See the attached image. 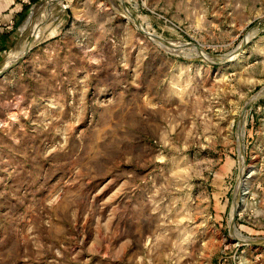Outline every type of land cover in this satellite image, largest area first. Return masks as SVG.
Returning <instances> with one entry per match:
<instances>
[{"label":"rangeland","instance_id":"obj_1","mask_svg":"<svg viewBox=\"0 0 264 264\" xmlns=\"http://www.w3.org/2000/svg\"><path fill=\"white\" fill-rule=\"evenodd\" d=\"M19 2L0 264H264V0Z\"/></svg>","mask_w":264,"mask_h":264},{"label":"crops","instance_id":"obj_2","mask_svg":"<svg viewBox=\"0 0 264 264\" xmlns=\"http://www.w3.org/2000/svg\"><path fill=\"white\" fill-rule=\"evenodd\" d=\"M20 0H0V40L8 42L14 32L12 25L20 15L22 5Z\"/></svg>","mask_w":264,"mask_h":264},{"label":"bare ground","instance_id":"obj_3","mask_svg":"<svg viewBox=\"0 0 264 264\" xmlns=\"http://www.w3.org/2000/svg\"><path fill=\"white\" fill-rule=\"evenodd\" d=\"M49 5V3H47ZM46 3L43 5L38 6L36 9H34L33 11H31L28 16L26 17V20L24 21V23L21 26V30L24 32L29 26L30 27H35V25L39 22V18L42 16L40 12H42L41 10L45 9ZM50 8V7H49ZM49 11V10H48ZM40 14V15H39ZM43 14V13H42ZM37 27V26H36ZM42 30V29H41ZM39 31V30H38ZM37 36V35H36ZM35 36V37H36ZM28 47V44L25 42H23V45L20 47V50L17 48H15L14 50H12L9 54V56L7 58H11L13 59V57L15 56V54H21L22 52H24ZM18 51V52H17ZM2 54V53H1ZM17 54V55H18ZM240 237H243L241 234H239ZM247 241V239H245Z\"/></svg>","mask_w":264,"mask_h":264},{"label":"water","instance_id":"obj_4","mask_svg":"<svg viewBox=\"0 0 264 264\" xmlns=\"http://www.w3.org/2000/svg\"><path fill=\"white\" fill-rule=\"evenodd\" d=\"M28 48H29V46L27 47V49L25 50V52L28 50ZM197 49H199L200 50V48H198L197 47ZM24 52V53H25ZM23 53V54H24ZM23 54L22 55H20L14 62H12L11 64H9V65H7V66H5V67H2L1 69H0V76H2L8 69H10L18 60H19V58H21L22 56H23ZM264 96V93H261V94H255L254 96H252L250 99H248V101L244 104V106H243V108H242V110H241V114H240V117H239V122H241V120H242V118H243V112H244V110H245V108H246V106L248 105V103H250L251 101H253V100H255V99H257V98H259V97H263ZM240 241V240H239ZM261 241H264V239L263 240H261ZM242 242H245V243H252V242H254V241H251V240H247V241H242Z\"/></svg>","mask_w":264,"mask_h":264},{"label":"trees","instance_id":"obj_5","mask_svg":"<svg viewBox=\"0 0 264 264\" xmlns=\"http://www.w3.org/2000/svg\"><path fill=\"white\" fill-rule=\"evenodd\" d=\"M23 10H22V12L20 13V15L19 16H21L22 17V15H24V12H25V10H26V5H23V8H22ZM5 40H3L2 38H1V40H0V47H3V45L5 44Z\"/></svg>","mask_w":264,"mask_h":264},{"label":"built area","instance_id":"obj_6","mask_svg":"<svg viewBox=\"0 0 264 264\" xmlns=\"http://www.w3.org/2000/svg\"><path fill=\"white\" fill-rule=\"evenodd\" d=\"M21 2H28V0H21Z\"/></svg>","mask_w":264,"mask_h":264}]
</instances>
